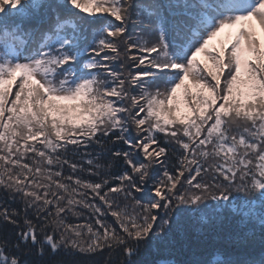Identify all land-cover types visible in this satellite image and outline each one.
Here are the masks:
<instances>
[{"label":"snow or ice","instance_id":"obj_1","mask_svg":"<svg viewBox=\"0 0 264 264\" xmlns=\"http://www.w3.org/2000/svg\"><path fill=\"white\" fill-rule=\"evenodd\" d=\"M0 264H264V0H0Z\"/></svg>","mask_w":264,"mask_h":264}]
</instances>
